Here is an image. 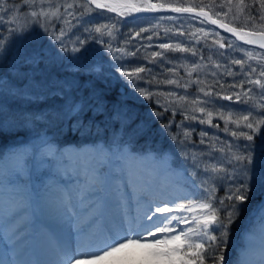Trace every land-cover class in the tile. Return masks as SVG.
<instances>
[{
  "label": "snow or ice",
  "instance_id": "obj_1",
  "mask_svg": "<svg viewBox=\"0 0 264 264\" xmlns=\"http://www.w3.org/2000/svg\"><path fill=\"white\" fill-rule=\"evenodd\" d=\"M94 5V7H93ZM21 8L36 9L30 12H25L26 16H30L36 24L44 28V31L51 35L49 31L53 22L64 25L59 29V35L55 39L60 41V46L63 51H71L72 53L80 52L81 48L94 40L105 45L109 52L113 51L111 39L105 41L104 37L113 38L115 25L100 24L92 28L83 27V32L89 35L84 39L76 36V40L72 41L71 49L64 43V37L76 29L79 31L80 25H87L92 22V14L96 10H105L97 13L99 16H106L107 13H116L119 17H127L133 13H153V12H172V13H189L195 14L191 19L204 17L200 20V24L210 23L218 25L225 32L232 33L238 41H243L245 45H258L264 49V0H251L250 3H245V0H221L219 5H215L214 0L209 5L204 4H188L177 5L165 3L164 0H21ZM220 9L227 8V12H216V17L221 15L227 16L236 8L237 14L232 16L233 20H238L239 14H242L245 9H249V14L244 18V26L251 21L256 31H245L244 27H233L229 23H224L219 18H213L209 12L205 11V7ZM20 9L15 3H10V0H0V27L5 24H14L16 20L15 13ZM255 11L258 15H252ZM9 13H13L9 19L5 20ZM86 17L88 19H86ZM43 18V23H41ZM257 18L260 23L256 24ZM155 19L177 20L176 16L155 17ZM154 27H158L155 25ZM181 28L183 25L180 26ZM26 29H17L9 27L7 29L9 36L4 38L0 35V62H3L10 49L13 37L18 33L24 32ZM149 29L142 28L140 32L135 33L139 36L141 32H147ZM168 30H166L167 33ZM217 37L220 33L212 30ZM179 35H184L179 28L176 29ZM196 32L208 33L204 28H197ZM74 35L75 33L72 32ZM122 35V34H121ZM193 38L195 34H192ZM69 39L71 37L69 36ZM150 40L151 37L149 36ZM224 37L214 41L219 45V48H224L225 45L221 42ZM199 43V41H197ZM79 46H76V45ZM206 46V45H205ZM160 49L168 51L190 52L191 57H197L199 61L193 60L192 71L201 69L204 56L202 51H198L192 47H181L177 44L173 47L170 43H160ZM233 47V45H229ZM234 50L244 52L246 59H232L233 65H240L241 71L245 79L238 87L243 89V84L254 85L258 87V95L261 97L259 103H253L249 108L233 118L231 112L225 117L223 112H219V117L224 120L225 127L223 131L228 132L235 140L224 143L217 142L222 146L216 148L211 142L209 143V151L196 154L191 153L186 158L191 159L195 168L202 171L206 177L199 184L193 181L189 190L180 193L172 194L165 187L154 186L152 183L146 184L137 195L135 200V209L132 210L131 193H129V210L120 212L113 216L110 223H106L102 229H97L95 226L104 217L103 209L110 207L113 203L118 208H124L125 204L116 194L119 193V185L114 181L119 179L115 173H126L130 180H135V172L129 166V161L136 159L123 151L111 152L107 150H98L99 158L93 160H84L69 171L67 167L64 171L68 175H75L76 183L73 185H65L63 187L57 185L50 189V197L43 204L40 202L31 201L30 197L23 189H17L21 193L23 199V207L35 212H43L45 209L55 208L59 211L62 219H66L75 226V237L71 233L65 234L58 230L55 226H50L55 234V240L52 249L51 259L46 260H19L14 256L10 259L9 264H100L101 261H107L110 258L115 264H129L130 259H136L140 264H234L231 257L226 260L225 252L229 248V238L232 235V225L240 218L241 212L247 210V201L249 200V192L253 185L251 180L253 175L256 177L255 187L258 190L264 191V158H256L253 155V138L264 126V82L262 79H252L257 69L248 64V70L244 72V66L248 61L256 60L261 68L259 76L264 78V53L253 55L255 49H245L237 46ZM116 52L127 55L125 49L116 48ZM138 51V50H137ZM211 51V49H209ZM135 55V53H131ZM222 55V54H221ZM153 57H163L162 52H153ZM38 56H34L31 60L34 62ZM211 60V56L208 57ZM215 67L219 69L220 65ZM146 70L144 67L135 68L133 71H125L122 73L125 77L131 79L134 73H142ZM174 72L175 68L169 69ZM191 72H188L189 80L181 84L179 80L167 79V84L175 85L177 88L187 89L192 84L199 85L201 81L191 79ZM228 75H234L228 71ZM215 76L216 73L212 72ZM139 79V77H137ZM151 83V81H149ZM4 87V81L0 78V88ZM135 87V86H134ZM221 87H223L221 85ZM237 87V85H230ZM142 96L151 99L152 94L146 92L145 89L136 88ZM203 92L204 99L201 100L198 93ZM175 99L170 101L172 104L187 102L188 93L178 95L175 92L166 94ZM219 96V93H213L210 90L205 91V88L198 87L197 95L191 101L193 107L185 109L189 114L188 119L197 120L200 123L212 124L210 117L212 112H207L209 119L204 120L198 118L194 113L206 112V106L213 103L211 97ZM257 93L253 92V88L249 87L246 91L234 92L233 95L223 96L222 98L235 103L249 104L253 100V96ZM203 105V106H199ZM182 106V105H181ZM222 108L229 107L222 105ZM167 111L168 109L165 108ZM255 113V115H254ZM156 115H159L157 113ZM183 124V121H181ZM229 124L236 126L237 130H232L228 127ZM167 127V126H166ZM219 128V124L213 125ZM243 127L249 131H240ZM148 131L147 126L139 129L140 134ZM188 133H185V139L189 138ZM206 132H202L201 136H206ZM176 137H173L175 139ZM243 139L248 141L244 145L236 144V140ZM46 144V141L43 142ZM201 143L204 140L201 139ZM34 149L41 152L44 156H51L52 161L57 164H62L58 159L57 153L43 151L41 145H34ZM235 148V151L233 149ZM213 151L222 153V156L217 158L211 156ZM229 153L230 155H223ZM27 156V152L15 151L7 156H0V165L4 160L16 158L20 163L15 172L21 171L24 167L23 161ZM204 156H208L209 160L205 161ZM212 160H216L212 163ZM225 165H230L231 170ZM107 166L108 172L105 173L101 169ZM255 166V171H254ZM82 177V178H81ZM239 179L240 182H237ZM3 184V175L0 174V185ZM127 183L125 188H127ZM224 188V195L218 196L219 188ZM111 190L114 193L113 199H106L104 193ZM242 206H244L242 208ZM7 223L11 224L19 213V208L10 206L7 210ZM249 223L253 220H259L260 230L264 235V200L251 209L247 217ZM0 223H5L2 206H0ZM180 225H189L188 227H180ZM250 231V230H249ZM247 237V233H246ZM250 241V237H247ZM18 237L15 234L5 235L3 230V244L5 249L8 245H12L11 251L19 246L17 243ZM126 249H131V255L128 257H118V253H122ZM248 251V246L244 248V252ZM237 264H246V260L242 257ZM258 264H264V247L261 248Z\"/></svg>",
  "mask_w": 264,
  "mask_h": 264
},
{
  "label": "rangeland",
  "instance_id": "obj_2",
  "mask_svg": "<svg viewBox=\"0 0 264 264\" xmlns=\"http://www.w3.org/2000/svg\"><path fill=\"white\" fill-rule=\"evenodd\" d=\"M233 1V3H235V0ZM250 2L251 0H245V3ZM10 3H15L20 10L15 13L16 20L14 24H5L3 27H0V35L4 38H8L9 33L7 29L9 27H15L17 29L24 28L26 30L22 33H18L17 36L12 38L13 42L10 47L12 55L9 59L6 58L3 62H0V78L4 81V87L0 88V156H7L9 153L15 151L27 152V156L23 161V169L18 172L13 171L18 168L20 163L16 158L4 160L2 165H0V174L3 175V184L0 185V192L4 193V195L0 196V202L4 199L7 201L11 200L13 192L17 191V189H23L31 200L35 197L40 201L43 197L49 198L50 196L44 195L47 186L56 182L61 184L63 179V181H66V176L68 174H61L63 171V168L60 167L61 165L64 164L65 166H69L71 164V166H75L77 162L72 160L73 155L77 156L76 158L79 157L78 163L86 159L94 161L99 158L98 150H107L111 152H116L118 150L123 151L136 158L129 161V163L140 164L139 166L141 170H143L142 172L147 170L151 165L155 168L156 174L159 175L161 172L160 167L164 164L168 167L166 174L169 178H172L170 183L175 184L174 187L176 191H179V194L184 193L189 190L193 181L199 184L206 178L202 171L196 169L192 160L186 158V156L191 153L202 154L208 152L210 142L216 148L221 147L222 145L217 142V138L224 143L235 140L228 132L223 131L225 125L223 126L222 123L224 120L220 119L219 112H223L225 117L231 112L233 118L240 115L242 112L246 115L247 111L243 110L249 108L254 102L259 103L261 100V97L258 95V87L249 85V87L253 88V92L257 93V95L253 96V100L249 101V104H238L235 103L234 100L228 101L225 99L219 101L217 98L221 95H213L211 97L213 103L206 106L205 113H200L199 111L194 113L198 118L207 120L209 117L206 113L212 112V116L210 117L212 124L200 123L199 119H188L186 116L189 113L186 112L185 109H191L193 107L191 101L197 95V90H194L193 86H197V88L202 87L205 88V91L210 90L211 92L215 89L213 87H205L208 86L206 82L202 81L205 80V75H202L201 79L198 78L201 81L199 85L192 84L191 87L187 89L177 88L175 85L167 84L165 82L167 79L179 80L181 84L190 79L187 74L182 75V72H180L182 67L178 69L179 73L176 72L174 75L170 74V77L163 75L165 72L164 66L161 78L143 77L141 73H136L139 79L135 78L133 81H129L126 85H123V87L114 86L110 89L106 87L104 82H101L99 85L100 91L94 90L98 87L94 84V79H102V76H106L104 80L106 79L108 81L109 78L116 77L117 75L119 76L123 72L129 71L128 58L131 57V54L128 52L127 47L112 46L114 53L111 57L100 61L89 59L91 58L89 57L90 53L84 57L86 59L81 58V55L80 57L76 56V58H74L78 53L63 51L59 40L58 43L54 45L57 40L55 37L59 35V29L64 25L53 22L49 29L51 35H49L44 31V28L36 24L30 16L25 15L26 11L30 12L36 9L21 8V1L10 0ZM227 11L228 10H224L222 12ZM97 13H101V11L92 14V20L95 23H98V25H115V29L113 30L114 33H123L124 35L134 37L133 39H135L134 42L137 46L140 45L142 41L137 40L136 37L139 38L144 34L142 32L139 36H136L135 33L140 32L142 28L149 29L147 32L153 30L162 31L174 27L178 22L181 24L186 22L180 19V16L176 15L174 16L178 17L177 20L155 19V17L170 16L163 15L122 21L118 20V18L112 20L110 16H99ZM234 14H237L236 9H233L227 16H222L223 18L221 17L219 19H222L224 23H229L230 26L233 27H235V25H241L246 28L252 27V29H254L253 31L257 30L251 21L244 26V18L249 14V9H245L242 14H239L240 18L238 20L232 19ZM251 14L258 15L255 11H252ZM0 15H3V13H0ZM12 15L13 13H9V16H6L5 20L9 19ZM189 16L192 17V15ZM86 19L88 18L86 17ZM202 19L203 17L191 19L193 24V26L191 24V27L193 28L195 36L197 35L196 39L200 37L203 40H208V38H210L214 47H217L218 53H220V50L225 55L232 56L233 59L246 60L247 57L244 55V52L234 50L237 46L245 49H255L253 55L264 53V49L256 45H245L243 42H239L233 37L223 34L220 30H216L210 23L200 24L199 21ZM41 23H43V18H41ZM259 23L260 21L257 18L256 24ZM155 25H158V27H154ZM87 27L92 28L94 25L88 23ZM201 27L208 33L207 36H205L204 33L196 32V29ZM212 30L219 32L220 37L225 38L221 41L225 45L224 48H219V45L214 43V41L220 39V37H217ZM74 31H76V29H72V31L69 32V36H71ZM88 35L87 33L86 36ZM214 35L216 38H214ZM128 38L129 37H127V39ZM127 39L123 38L125 42ZM67 40H71V43L75 41L73 38L69 39V37L65 36V44ZM41 42H44L43 47H40L41 44H37ZM162 43L168 42L164 41ZM170 44H172L173 47L176 46V43ZM230 44L233 45V47L230 48ZM91 45H95L96 47L95 41L90 39L84 48H81V50H85L83 54L87 53L89 50L91 51ZM72 46L73 44H71V47ZM76 46L79 45L77 44ZM37 47L41 49L38 50L39 48ZM103 47L104 50L108 51L105 45H103L102 48ZM116 48L125 49L128 54L122 55V53L115 51ZM42 50L44 52H42ZM39 53H42V55H39ZM70 53H72L71 56L69 55ZM66 55H68V57H66ZM34 56H38V59L33 62L31 58ZM74 60V63L68 65L69 62ZM169 61L170 60L166 61V65ZM197 61H199V59ZM248 62L252 67L257 69L252 79L259 78L264 82V78L259 76L261 68L258 66L257 61L252 60ZM172 63L171 65L173 66L179 65L187 68L190 65L192 67L193 59L190 58V55L186 54L181 59L172 61ZM205 65L207 67L209 66L205 60H203L202 66ZM188 69V71L192 73L191 68ZM81 73L85 77L84 80H80V76H82ZM53 74L56 75L54 76ZM191 79L196 80L197 76L192 73ZM149 81H151V83H149ZM79 83L83 85L81 88H79ZM136 88L145 89L146 92L151 93L152 96L159 94L157 95L159 99H156L154 104L158 102L164 108L170 110L169 114L163 117L164 124H161L157 132L160 130L166 131L168 128L170 129L171 126L177 128L178 132H180L181 139L186 141L187 154L179 153L173 149L163 151L160 144H155V148H147V150H145L143 148L134 147V142H130L126 139L118 140L114 138L113 140L112 138L103 140L100 137L99 132H97L98 125L95 124L92 116L102 111L105 112L106 117L104 119L109 122V125L114 127V125L117 124V131L123 133V129L133 122L132 116L134 112L132 106L128 104V99H132L133 101H149V98L142 96L136 91ZM246 90L247 89H245V91ZM243 91L244 89H240L238 92L242 93ZM169 92H175L178 95H184L187 92L189 94L188 100L187 102L172 104L170 101L175 98L167 96L166 94ZM110 94L112 96L108 97ZM198 95L201 100L204 99L203 92L198 93ZM222 95L225 96L224 94ZM222 105L229 107L222 108ZM181 121H183V124H181ZM215 124H219V128L213 127ZM166 126L167 129L165 130ZM228 127L232 130H237L236 126L233 124H229ZM239 130L250 132V130L243 127ZM202 132H206L207 135L202 137ZM185 133L190 134L188 139H185ZM1 134L6 138H2ZM73 134H77V137ZM201 139L204 140L203 144L201 143ZM45 141L46 144L43 143ZM235 142L241 146L249 143L242 138ZM251 143H253L254 157L264 158V126H261L260 132L254 136L253 142ZM34 145H41L43 151L57 153L58 159L62 161V164H57L52 161L51 156H44L41 152L36 151L33 147ZM233 151H235V148ZM223 155L230 154L224 153ZM211 156L218 160L222 156V153L213 151ZM203 158L205 161L209 160L208 156H204ZM211 162L215 163L216 160H212ZM186 163L190 164V166H186ZM225 166L231 170L230 165ZM101 170L105 173L108 172L107 166L103 167ZM115 175L122 178L119 180L121 181L125 173L122 174L117 172ZM237 182H240L239 179ZM255 184L256 177L253 175L251 180V185H253V187L249 192L247 210L242 211L240 218L232 225V235L229 238V247L231 246V248H228L229 251L227 249L225 254L228 252L226 260L231 257L234 264H237L242 257L246 260V264H258L261 248L264 247V235L261 233L259 220H253L252 223H249L247 219L248 213L256 206L255 201L259 204L261 200H264V191L258 190ZM170 193L175 194L172 191H170ZM47 194L49 195V193ZM217 195H224L223 187L219 188ZM253 195L254 198H251ZM257 197L259 198L257 199ZM15 199L18 201L19 213L11 224L7 223V217H5L3 226L6 229L11 227V231L17 233L21 230L26 231L29 229L28 225L31 224L29 217L31 210L23 207L24 201L21 199L20 194L15 195ZM243 207L244 206H242V208ZM188 226L189 225H181V227ZM5 228L2 227L0 229L3 231ZM29 233L30 232H26L27 235H29ZM246 233L247 237H250V241L247 239ZM53 237L52 239H48L52 244H54L55 234ZM41 245L42 248L46 246L44 244ZM246 245L248 246V251L245 253L244 248ZM8 246L10 247V245ZM1 247L4 248L3 240L0 242V248ZM12 247L13 246H11L9 251H11ZM1 252L0 249V264H8L3 258L4 256L1 255ZM131 252V249H126L122 253H118L117 256L128 257L131 255ZM34 255L36 258L40 257L41 260L43 259L41 255ZM34 255H32V258ZM36 258H34V260ZM136 262L140 264L136 259L129 260V264H136ZM100 264H115V262L110 258L107 261H101Z\"/></svg>",
  "mask_w": 264,
  "mask_h": 264
},
{
  "label": "trees",
  "instance_id": "obj_3",
  "mask_svg": "<svg viewBox=\"0 0 264 264\" xmlns=\"http://www.w3.org/2000/svg\"><path fill=\"white\" fill-rule=\"evenodd\" d=\"M15 1H21V0H15ZM153 2H155V0H153ZM165 3H172V4H177V5H188V4H204V5H209L210 3L213 2V0H164ZM234 2V1H233ZM215 5H219L221 3V0H214ZM235 4V3H234ZM94 7V6H93ZM206 8V7H205ZM208 8V7H207ZM210 9V8H209ZM233 9H236L235 7H233ZM213 14L215 15L216 12H222L224 10H227V8L224 9H220L219 7H213L211 8ZM101 11L104 12L103 10H96V12ZM254 11V10H253ZM106 16H110L112 20L117 19L118 20H124L127 21L126 19L122 18V17H117V15L112 14V13H107ZM216 16V15H215ZM223 15H221L218 18H221ZM182 20H185V23H176L174 25V27H170L167 28L166 30H162V31H158V30H153L151 32H143L144 35H142L141 37H136L137 40H141L142 43L140 45H136L135 44V39H133L134 37H130L129 35H124L123 33L120 34H116L114 33L113 38H109L107 36L104 37L105 41H109L111 39V44L113 47H120V46H125L128 49V52L131 53H135V55H131V57L128 58V66L129 71H133L135 68L138 67H144L146 70H150V71H145L142 72L141 75L144 77H150V78H161V73L164 69L165 66V72L163 73V75L170 77L171 75H174L178 72V69L180 67L181 70L180 72H182V75H186L189 71L188 68L192 67L191 65L189 67H184V66H179V65H171L173 64L172 61H175L176 59H181L183 56H185L186 54L190 55L191 57V53L190 52H180V51H168L165 50L163 51V49H160L158 47V45L162 42H168V43H173L176 45L180 44L182 47H189L192 48L194 47L198 53H200L202 51V54L204 56V60L205 62L209 65L208 67L202 66L201 65V69L197 72V71H192V73H194L195 76H197V78L201 79L202 75H205L204 77L205 80H202L204 82H206V84L208 86H205L207 88L209 87H213L215 90H213L212 92L215 93H219L221 96L217 98V100L221 101L223 98L224 94L226 95H233L234 92H238L241 88L238 87V85H240L242 83V81L245 79L243 72L241 71V66L240 65H233L230 63V61L233 59L232 56H227L225 55L223 52H221L219 50L220 53L217 52V47H214L213 43L210 41L211 39L208 38V40H203L202 38H197L196 36L193 35L194 31L193 28L191 27L192 24V20L189 19L191 18L189 15H184V16H180L179 17ZM223 18V17H222ZM204 19V17H203ZM225 19V18H224ZM222 20V19H221ZM226 20V19H225ZM189 24H188V23ZM94 26H97L98 23H95L93 20L91 22ZM183 25V27L181 28L180 26ZM87 27V25L81 24L79 31H74V35L72 34L70 37L71 39L73 38V40H76V36H80L82 39L87 37L86 36V32H83V27ZM89 26V25H88ZM193 26V24H192ZM235 27L240 28L242 27L241 25H235ZM179 28L180 31H182L184 33V35H179L176 32V29ZM244 30L247 31H253L254 29H252V27L250 28H246L244 27ZM142 33V32H141ZM122 34V35H121ZM131 35V34H130ZM151 37V39L149 40L148 37ZM189 36V37H188ZM67 37H69V34L67 35ZM127 37H129L127 39ZM123 38H126L127 41L125 42L123 40ZM214 38H216V36L214 35ZM202 39V40H201ZM149 41V42H148ZM197 41H199V43H197ZM35 43V41H34ZM33 43V44H34ZM56 43H58V40H56V42L54 43V45H56ZM37 44H41L40 47H43L44 42L41 43H37ZM71 40H67L66 45L68 46L69 49H71ZM96 47L95 45H91V51L89 50L87 53L83 54L85 50H80V52H78V54H76L74 56V58H76V56L81 58H84L85 56H87L89 53V59H96L98 61L105 59V58H109L111 57V55L114 53L109 52L104 50V47L102 48V46L104 44L102 43H98L95 41ZM206 45V46H205ZM101 46V48H100ZM255 46V45H254ZM39 48L38 50H40L41 48ZM209 49H211V51H209ZM214 49V50H213ZM138 50V51H137ZM216 50V51H215ZM162 52L163 53V57H153L152 53L153 52ZM11 49H9V52L7 54V59H9V57L12 55L11 53ZM42 52H44L42 50ZM222 54V55H221ZM39 55H42V53H39ZM70 56L72 55V53L69 54ZM74 55V54H73ZM211 56V60L208 59V57ZM66 57H68V55H66ZM72 59V58H71ZM86 59V58H84ZM193 60H198L199 59V54L197 55V57L192 58ZM73 60V59H72ZM170 60L169 63H167L166 65V61ZM172 60V61H171ZM46 62V61H45ZM74 61L69 62L68 65H71V63H74ZM216 64H219L220 67L219 69H217L215 67ZM248 64H250L249 62L245 64L244 66V72H246L248 70ZM171 68H175L174 72H170L169 69ZM228 71H231L234 73V75L230 76L228 75ZM205 72V73H203ZM212 72H215L216 75L213 76ZM54 76L56 74H53ZM82 76H80V80H84L85 77L84 75L81 73ZM137 74L134 73L132 80L129 79L128 77H125L124 75L120 74L119 76L117 75L116 77H112L109 78L108 81L104 78H106V76H102V79H94V84H96L98 87L94 90L100 91L99 90V85L101 84V82H104L107 88H112V87H123V85H126L129 81H133V79L137 78L136 77ZM252 78V77H251ZM115 84V85H113ZM221 85L223 87H221ZM230 85H237V87L233 88L230 87ZM83 85L81 83H79V88H81ZM249 87V84L244 83L243 84V89L245 91V89H247ZM94 88V87H93ZM194 90H197V86H193ZM157 95H153L151 99H149V101H143V100H132V99H128L129 103L132 106V110L134 112L132 119L133 122L130 123L131 125H127L124 129H123V133H120L119 131H117L118 129V125L115 124L114 127H112V125H109V122H107L106 119H104L106 116L105 112H100V113H96L94 114L93 120L95 121V124L98 125L97 128V132H99L100 137L104 140H108V139H112L114 140V138L118 139V140H129L130 142H134V147H139V148H143L145 150H147V148H155V144H160L162 147L163 151L169 150V149H173L175 151H178L179 153L182 154H187V147H186V141L181 139V135L180 132H178L177 128H175L174 126H171V128L167 129V127L165 128V130L167 131H158L159 127L161 126V124H164V119L163 117L167 116L169 114V110L167 111L165 110V108L158 102H156V104H154V102L156 101V99H159L157 97ZM112 95H108V97H111ZM151 102V103H149ZM25 110V109H24ZM157 113H159V115H156ZM160 118V119H159ZM154 121V122H153ZM223 126L225 125V123H222ZM135 126V127H133ZM145 126H147L148 131L145 132L144 134H140L139 129L144 128ZM101 133V134H100ZM75 137H77V134H73ZM2 138H6L4 135H2ZM173 137H176L175 139H173ZM72 139V138H71ZM69 139V140H71ZM186 166H190V164L186 163ZM191 172V171H189ZM192 173V172H191ZM194 174V173H193ZM262 194V193H261ZM254 198V195L251 197ZM259 197H257L258 199ZM255 205H257V201H255ZM231 248V246L229 247V249ZM228 249V251H229ZM228 252L225 254L227 256Z\"/></svg>",
  "mask_w": 264,
  "mask_h": 264
},
{
  "label": "bare ground",
  "instance_id": "obj_4",
  "mask_svg": "<svg viewBox=\"0 0 264 264\" xmlns=\"http://www.w3.org/2000/svg\"><path fill=\"white\" fill-rule=\"evenodd\" d=\"M69 156V155H68ZM77 156L73 155L72 160H75L74 162L79 161V157L76 158ZM76 158V159H75ZM75 165V166H76ZM140 164H134V163H129V166L134 170L135 172V180H130L128 175L125 173V176L123 180L119 181L122 178L116 179L114 181L115 184L119 185V193L116 194L120 197V199L123 201L125 204L124 208H118L114 203L108 207L103 209L105 215L104 217L100 220V222L95 226L97 229H102L106 223H110L113 216L120 213V212H127L129 210V193H131V208L134 211L135 209V200L137 198V195L139 194L140 190L148 183H152L154 186L160 187L163 186L165 187L169 192L172 191L175 194H179V191H176V188L174 187L175 184L170 183L172 178H169V176L166 174L168 171V167L164 164L161 165V172L156 174L155 168L153 166H149L147 170L142 172L141 167L139 166ZM7 166V165H6ZM63 168V171L61 174H66L64 171V168L67 167L69 171H71L74 166L71 164L69 166H65L64 164L60 166ZM5 168V166H4ZM118 177V176H117ZM64 180V179H63ZM53 183L50 186H47L46 192L44 195L50 196V189L54 188L55 186L59 185L61 187L65 185H73L76 183V177L75 175H67L66 176V181ZM127 183L128 187L125 188V184ZM174 187V188H173ZM49 193V195L47 194ZM21 196V193L14 191L13 192V197L11 200H2L0 202V206H2L3 209V215L4 217H7L8 213L7 210L10 206H16L18 207V201L15 199V195ZM4 195V193L0 192V196ZM106 199L112 200L114 193L109 190L108 192L104 193ZM47 199L46 197H43V199L37 200V197L32 199L31 201L33 202H40L43 204ZM30 225H28V230H21L17 233L11 231V227L6 229L2 224L0 223V228H5L4 233L5 235L9 234H15L18 237L17 243L19 244L18 247L15 248V251H9L11 248L8 246V250L1 247V255L4 256L3 258L5 261L9 264L10 259L14 256L16 259L19 260H34L36 256L34 254L41 255L43 256L42 260L46 259H51L52 257V249H53V244L49 242L48 239L54 238V233L52 232V228L50 226H55L58 230L62 231L65 234L71 233L73 238L75 237V226L73 223L67 221L66 219H62L59 211L55 208L51 209H45L43 212H35V211H30ZM181 227V225H180ZM26 232H30L29 235L26 234ZM47 235V236H46ZM3 240V231L0 229V242ZM44 244L46 246H43L41 244ZM54 243V241H53ZM47 249V250H46ZM34 257L32 258V255ZM35 260H41L40 257L36 258ZM137 264V262H136Z\"/></svg>",
  "mask_w": 264,
  "mask_h": 264
},
{
  "label": "water",
  "instance_id": "obj_5",
  "mask_svg": "<svg viewBox=\"0 0 264 264\" xmlns=\"http://www.w3.org/2000/svg\"><path fill=\"white\" fill-rule=\"evenodd\" d=\"M105 2H109V0H105ZM93 6H94V5H93ZM103 11H105V10H103ZM205 11L209 12V14L213 16V18H218V17H216V16L213 14V12H212L211 9H209V8L206 7V8H205ZM112 14L117 15L116 13H112ZM163 15H170V16H174V15H176V16L192 15V16H193V15H195V14H189V13L180 14V13H172V12L160 11V12H153V13H133V14L130 15V16L122 17V18L126 19L127 21H131V20L138 19V18H141V17H152V16H163ZM212 26H213L216 30H220L223 34H225V35H227V36H231V37H233V38L236 40V38L233 36L232 33L225 32V30L222 29V28H219L218 25H213V24H212ZM237 41H238V40H237ZM239 42H243V41H239ZM256 46H258V45H256ZM258 47H259V46H258Z\"/></svg>",
  "mask_w": 264,
  "mask_h": 264
}]
</instances>
